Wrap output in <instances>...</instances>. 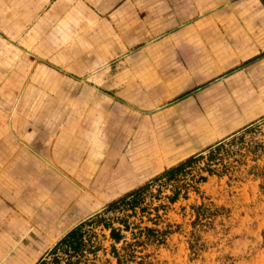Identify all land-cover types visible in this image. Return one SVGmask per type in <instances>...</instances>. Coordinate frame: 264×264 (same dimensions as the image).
Returning <instances> with one entry per match:
<instances>
[{
  "label": "crops",
  "instance_id": "crops-1",
  "mask_svg": "<svg viewBox=\"0 0 264 264\" xmlns=\"http://www.w3.org/2000/svg\"><path fill=\"white\" fill-rule=\"evenodd\" d=\"M261 16V0H0V264H35L98 208L128 109L240 59Z\"/></svg>",
  "mask_w": 264,
  "mask_h": 264
},
{
  "label": "rangeland",
  "instance_id": "rangeland-1",
  "mask_svg": "<svg viewBox=\"0 0 264 264\" xmlns=\"http://www.w3.org/2000/svg\"><path fill=\"white\" fill-rule=\"evenodd\" d=\"M254 24L250 44L248 33L242 42L239 33L232 44L240 59H234L230 47L225 68L213 66L206 79L174 81L170 89L148 97L147 105H133L129 128H118L109 144L112 176L104 181L101 174L94 189L99 207L86 212L83 221L167 169L255 125L253 132L237 134L215 175L200 162L185 180L205 176V182L197 181L174 204L152 202L165 204L159 217L153 211L132 219L140 228L165 231V242L140 246L128 264H264V18ZM162 191V196L170 194ZM96 233L100 249L85 264H117L109 233L102 228Z\"/></svg>",
  "mask_w": 264,
  "mask_h": 264
},
{
  "label": "trees",
  "instance_id": "trees-1",
  "mask_svg": "<svg viewBox=\"0 0 264 264\" xmlns=\"http://www.w3.org/2000/svg\"><path fill=\"white\" fill-rule=\"evenodd\" d=\"M261 1L264 4V0ZM254 126L251 124L240 132L244 134L253 132ZM237 134L231 141H219L204 152L191 156L176 167L167 169L162 175L143 186L111 201L102 211L70 229L35 264H85L88 256L96 254L100 249L96 233L98 228L109 233L110 240L113 242L111 254L117 264L134 262L138 257L137 248L140 246L164 243L165 231L148 226L140 228L132 219L138 215L151 216L153 211L157 212L159 217L158 213L165 208V204L153 206L154 201L165 199L170 204H174L181 195L186 196L190 188L195 187L193 184L197 181L205 182L207 180L205 176H198L197 179L193 176L191 183L185 180L191 174L190 170L200 162H205L206 165L203 168L205 172L215 175L219 171L217 166L223 165L224 158L230 152V146L236 144ZM163 188L168 189L170 194L162 196ZM127 234L132 235L130 240L127 239ZM121 243L123 247L119 250L117 245Z\"/></svg>",
  "mask_w": 264,
  "mask_h": 264
}]
</instances>
